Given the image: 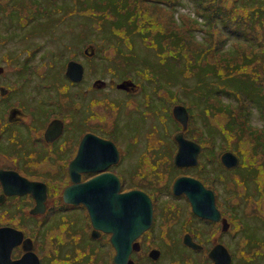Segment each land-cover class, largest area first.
I'll list each match as a JSON object with an SVG mask.
<instances>
[{"label":"rangeland","instance_id":"rangeland-1","mask_svg":"<svg viewBox=\"0 0 264 264\" xmlns=\"http://www.w3.org/2000/svg\"><path fill=\"white\" fill-rule=\"evenodd\" d=\"M62 1L60 11L49 9L57 4L46 6L45 10L30 11L27 15L31 26L28 28L21 26L23 19L19 10L22 6H17L15 9L18 11L13 12L11 20L12 27L6 33H0L8 38L17 36L12 45L16 44L14 40L47 42L44 39L47 36L52 41L45 46L54 44L58 49L96 34L94 42L98 46V57L93 65L97 75L102 73L107 78H116L117 73L123 75L129 71L141 85L138 92L130 94L133 101H125V104L148 107L142 105L145 102L142 99L145 91H149L155 96V105L161 107L160 120L155 127L149 125L155 120L154 116L143 117L138 123L132 122L133 117L140 116V108L138 113L131 110L130 117L121 108L115 117L112 108H95L93 119H97L99 125L104 122L109 128L114 118L118 123L117 128L106 131L105 136L118 146L121 159L110 169L117 172L121 187H139L151 193L161 210L174 205L173 201L178 202V206L181 204L178 220L171 215L163 219L168 230L181 231L184 226H191L204 234L210 246L222 242L232 255V264H253V253L256 254V263H264V251L260 252L264 246V61L257 60H264V57H257L264 53L259 51L257 56H252L257 51L253 42L264 36V25L258 27L253 20V9L246 3L248 0H236L237 7L243 5L232 17L201 16L202 12L194 8L193 0H180L175 8L171 4L160 8L139 4L135 0ZM182 11L196 15L185 16ZM262 19L264 22V16ZM195 20L198 21L193 27L191 23ZM107 30L112 32L109 34ZM60 65L58 62L57 67ZM24 81L27 87H32V84L36 87L39 83L36 80ZM64 81L62 76L54 81H40L45 86L39 90L49 94L47 104L50 107L59 105V100L54 101L55 86ZM50 83L54 84L53 88ZM31 91L35 92L34 89ZM100 92L97 90V94ZM106 96L115 100L109 98L105 102L106 107H116V104L125 107V95L120 89L110 90ZM175 103L189 109L185 135L201 145L194 165L173 163L177 151L174 135L181 128L170 116ZM238 105L249 115L243 119L249 130L241 129L240 133L231 130L232 119L229 118L237 112ZM137 135L139 139L136 140ZM226 150L238 156L236 167L226 168L221 164L220 155ZM181 174L197 177L213 190L216 206L230 218L229 230L222 233L220 224L219 229L216 226L218 221L205 222L201 217L191 216L193 213L185 194L172 192V183ZM67 182L68 174L60 181L59 187ZM68 216L74 222L73 231L89 230L86 208L78 205L69 211ZM161 220L159 217L155 231L165 229ZM81 222L89 225L82 228ZM59 223L55 229H50V233L65 230L66 223ZM51 242H56L54 236ZM104 250L102 248L97 258L104 260ZM180 253L167 248V256H181ZM89 257L83 259L84 264H93L88 261ZM96 264L101 262L98 260Z\"/></svg>","mask_w":264,"mask_h":264},{"label":"flooded vegetation","instance_id":"flooded-vegetation-1","mask_svg":"<svg viewBox=\"0 0 264 264\" xmlns=\"http://www.w3.org/2000/svg\"><path fill=\"white\" fill-rule=\"evenodd\" d=\"M171 1L175 7L176 3L180 2V0ZM193 2L196 5V0ZM50 4H57V6H50L49 9L60 11L63 1L0 0V32L6 33L12 27L11 20L13 12L18 11L15 9L17 6H22L19 10L23 19L21 26L28 28L31 26V20L29 21L27 14L30 11L45 10ZM15 37L8 38L0 33V227L7 228L6 231L0 232V264H8L3 258L7 249H9L11 260L27 255L26 264H35V260L38 264H58L59 262L84 264L83 259L86 256H90L88 261L93 264H96L98 260L101 264L103 262L104 264H122L114 261L115 247L111 240L113 233L94 226L90 217L89 230L85 228L89 225L86 223L87 219L86 222H81L85 231L78 233L73 231L74 222L68 216L69 211L75 210L78 205L86 207L82 202H66L63 198V190L72 184L69 164L78 154L79 144L86 133L110 139L109 136H105L106 131L117 128L118 123L115 118L112 119L109 128H106L104 122H100L103 125H99V121L93 119L95 108H99L97 106L112 108L116 113L114 117L119 108L128 117L131 110L138 113L140 108L142 112L139 111V114L142 118L155 117V120L150 121L149 124L153 127L160 120L161 110L155 108L154 115L151 111L152 107H130L129 104H125V101H133L129 98L130 94L138 92L141 85L133 73L126 71L123 75L118 74L119 77L116 78H107L102 73L97 75L93 65L98 57V47L94 42L96 34L87 36L79 42L67 43L66 48L63 49H58L54 44L46 47L45 44L52 41L47 39V36H44L47 42L14 40L16 44L12 45L11 42ZM69 59L82 63V77L77 81H65L64 89H59L60 86L55 87L54 101L59 100V105L50 107L47 104L49 94L39 90L40 87L45 86L40 81H54L58 76L63 77ZM58 62L61 63L59 67H57ZM125 79L132 81L133 85L127 88L117 87V83ZM24 80H36L39 83L36 87L33 84L32 87H25ZM32 89L35 92L31 91ZM113 89H120L124 93L125 107H118L117 104L116 107H106L105 102L110 98L106 94ZM97 90L101 91L100 94H97ZM102 93L103 95L98 97ZM62 97L65 98L62 99ZM111 101L115 100L111 99ZM132 122H140L139 117H133ZM137 139H139L138 135ZM120 159L119 153L118 160L111 163L107 170L117 174L110 167ZM13 172L27 180L37 181L33 190L24 191L25 184L14 178L17 175ZM100 172L101 170H82L79 173V182ZM67 174L69 182L59 187L60 181L64 180ZM131 188L139 187L122 188L120 184L122 191ZM59 192H62V201ZM147 193L152 201V219L150 226L135 240L139 248H135L132 243L129 254L132 264H209L211 261L209 250L213 244L210 246L202 232L191 226L188 228L184 226L181 231L168 230L169 227L164 223L163 219L170 218V215L178 220L182 205L180 204V207L177 205L178 202L173 201L174 205L161 210L157 207L158 202L155 197L153 200L151 193ZM166 213L168 215L165 217ZM221 216H223L222 213ZM159 217L162 218L161 225L165 229L155 231ZM203 219L200 220L203 221ZM228 219V228H230L232 223L230 218ZM204 221L216 222L206 219ZM59 222L66 223L65 230L50 233V229H55ZM219 224L220 232L225 233L228 229L222 230L219 220L216 225L218 229ZM49 235L52 237L49 238ZM185 235H189L193 242L185 243ZM53 236L56 238L55 243L51 242ZM102 248H105L106 252L104 260L97 258ZM153 248L159 250L156 257L149 256V251ZM167 248L181 251V256H167ZM263 251L264 248L260 250L261 253ZM253 264H264L256 263L255 253H253Z\"/></svg>","mask_w":264,"mask_h":264},{"label":"water","instance_id":"water-1","mask_svg":"<svg viewBox=\"0 0 264 264\" xmlns=\"http://www.w3.org/2000/svg\"><path fill=\"white\" fill-rule=\"evenodd\" d=\"M66 74L71 79L78 80L82 74L81 63L69 61ZM118 86L124 87V82L119 83ZM173 115L185 129L187 125L185 107L181 104H175ZM175 139L178 142V150L174 158L175 163L181 165L195 163L197 153L200 150L199 143L185 138L183 130L175 134ZM118 157V150L112 140L93 133H86L79 144L78 154L69 164V173L73 183L65 187L63 198L66 202H82L88 211L92 224L104 231L113 233L111 240L116 249L114 260L118 263H125L128 260L133 239L145 230L151 222L152 202L149 195L141 189L120 190L119 177L114 172L107 170V167L115 162ZM220 158L227 167L234 166L238 162L237 156L230 150L224 151ZM90 164L91 167H89ZM90 169L103 172L79 182L80 171ZM13 173L17 175L14 178L25 184L24 191L33 190L37 181H30L16 174V172ZM7 177L10 176L7 175ZM173 192H184L196 214L212 220L220 219V212L215 206L213 191L205 187L196 177L178 176L173 182ZM222 223L224 224L222 228L225 229L227 227L225 218L222 219ZM6 230L7 228L0 227V232ZM156 254V250L150 252L151 256H156ZM209 255L213 259L210 264H228L230 261V254L221 243L215 244ZM26 257L27 255L17 260H11L9 249L5 250V254H3V258L8 264H26ZM35 264H38L37 260H35Z\"/></svg>","mask_w":264,"mask_h":264},{"label":"trees","instance_id":"trees-1","mask_svg":"<svg viewBox=\"0 0 264 264\" xmlns=\"http://www.w3.org/2000/svg\"><path fill=\"white\" fill-rule=\"evenodd\" d=\"M135 1L139 4L145 3L147 5H150V6L155 5V6L160 7V8H164V6L167 7V4H171V5L173 4V1H171V0H135ZM206 1H208L206 4H202L203 2H206ZM246 3L248 5H251V8L253 9V20L256 21L257 26L258 27L263 26L264 22H263L262 17L264 16V0H248ZM250 3H252V4H250ZM237 4H238V2L236 3V0H200V1L196 0L197 10L202 12L201 16L206 15V17H210V16H214V15H222V16L232 17L234 15H237L235 13L236 9H241L243 3L240 4L238 7H237ZM134 8H136V5ZM211 9H214V10L211 11ZM172 14H173V12H172ZM182 14L185 16L186 15L187 16H195L196 15L195 13H194V15H191L190 13H187L185 11H182ZM258 20H261V22H259ZM197 21L198 20H195L193 23H191V25L193 27L196 26ZM107 32H109V34H110L112 32V30L111 31L107 30ZM85 37H87V36H85ZM253 48H257V51H254L252 56H257V53L259 51L264 53V36H262V39H259L258 41L256 40L253 42ZM257 57L262 58V57H264V55L263 56H257ZM254 60H256V57L253 58V67H255L254 66L255 65ZM257 60L264 61L263 59H257ZM63 77L67 81L66 75L63 74ZM143 78H145V77H143ZM146 79H150V78H146ZM46 82H49V81H46ZM50 85H51V88L54 87L53 83H50ZM65 85H66V82L64 81L63 84H57V86H55V87L58 88L60 86L59 89H61V87L65 86ZM24 86L27 87L26 84H24ZM159 88H160V86L157 85V89H159ZM154 97L155 96L150 94L149 91H145V94H144L143 99H142L145 101V102H142V105H145V106L148 105V107H152L151 111L153 114L155 113L154 112L155 108H158L159 110H161L160 106L155 105ZM251 102L253 103V101H251ZM150 103H151V105H150ZM216 106H219V105H216ZM223 109L225 110L226 107H223ZM170 116H172V115L170 114ZM229 118L232 119L231 130L235 131L236 133H240L241 129L249 130L248 126L243 124L244 123L243 119L249 118V115H248V113L243 112V110L240 109L239 105H238L237 112L233 115V117L230 116ZM141 119H142V116L140 115L139 120L141 121ZM228 121L229 120H227V122ZM254 137H255V134H254ZM254 142L257 143L255 139H254ZM262 149L264 150V145L262 146ZM236 153H238L240 155L239 157H241V156L243 157V155L240 154L239 152H236ZM193 215H194V217H198L195 214H193Z\"/></svg>","mask_w":264,"mask_h":264}]
</instances>
